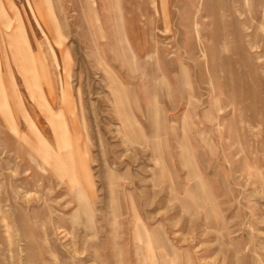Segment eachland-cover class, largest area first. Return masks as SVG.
I'll return each instance as SVG.
<instances>
[{"label":"rangeland","instance_id":"1","mask_svg":"<svg viewBox=\"0 0 264 264\" xmlns=\"http://www.w3.org/2000/svg\"><path fill=\"white\" fill-rule=\"evenodd\" d=\"M35 1L0 0V264H264V0Z\"/></svg>","mask_w":264,"mask_h":264},{"label":"crops","instance_id":"2","mask_svg":"<svg viewBox=\"0 0 264 264\" xmlns=\"http://www.w3.org/2000/svg\"><path fill=\"white\" fill-rule=\"evenodd\" d=\"M35 3V9H36V12H35V17L36 18H38V21H44V22H46V20H47V18H48V16H49V13H48V9L49 8H47V6L46 5H48L47 3H48V1L47 0H39V2H34ZM42 6L44 7H46V9L45 8H42ZM8 15V14H7ZM48 21V20H47ZM56 32L54 33L55 34V36L53 37L55 40H56V42L58 43V39L60 38V37H62L63 36V32L61 31V29H60V27H57L56 26ZM14 38V37H13ZM29 49H31L32 50V48H31V46H29ZM56 52V56H59L60 54L57 52V51H55ZM53 66V65H52ZM42 74H41V80H45V79H47L48 78V73L49 74H55V76L57 75V73H58V70H57V67H56V69L54 68L53 70H51L50 68L49 69H42V72H41ZM37 75H38V73H37ZM38 78H39V76H38ZM39 78V79H40ZM43 94H44V97H45V99L48 101L47 103H49V105H51V108H52V110H54L55 111V113H58V112H62V110H58V100H56V94H54V88H46V89H43ZM30 97L32 98V99H34L35 98V94H33V93H30ZM42 98H43V96H42ZM41 98V99H42ZM44 99V98H43ZM42 99V100H43ZM44 99V100H45ZM47 103H46V101H42L41 102V104H39L40 106H44V107H46V109L49 107L48 105H47ZM52 103V104H51ZM27 114V119L28 120H30L31 121V117L29 116V114L28 113H26ZM60 126V125H59ZM58 126V127H59Z\"/></svg>","mask_w":264,"mask_h":264}]
</instances>
